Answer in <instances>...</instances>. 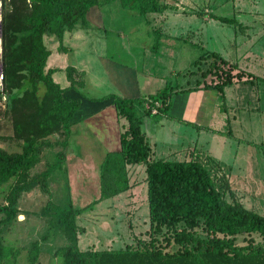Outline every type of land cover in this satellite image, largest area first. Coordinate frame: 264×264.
<instances>
[{"label":"trees","instance_id":"trees-1","mask_svg":"<svg viewBox=\"0 0 264 264\" xmlns=\"http://www.w3.org/2000/svg\"><path fill=\"white\" fill-rule=\"evenodd\" d=\"M102 1H118L123 8L145 17L168 9L176 11L175 5L167 0H2L3 89L0 94L5 96L6 111L13 114V129L15 136L22 139V146L20 151L13 152L0 146V185L13 179L4 203L0 204V225L8 226L17 219L22 193L36 186L49 192L50 175L63 166L71 119L81 104L80 99L68 97L66 91L77 92L84 82L82 72L70 65L63 70L68 85L62 86L54 79L59 68L48 66L52 53L49 44L53 43L57 52L66 53L64 33L76 27H92L87 14L93 8H101L105 3ZM209 17L237 23L233 17L212 13ZM151 31V48L156 50L161 28ZM75 74L82 78L77 80ZM188 74L196 78L186 88L166 81L163 87L147 96L123 97L109 93L90 98L92 101L110 98L117 118H124L125 124L119 134L118 150L107 152L99 164V197L74 208L69 203H56L48 196L41 208L48 228L62 231L68 240L57 249L60 264H264V243L251 236L244 244L235 242L238 235L264 236V215L240 204L224 175L219 177L217 186L207 165L198 159L169 160L151 156L148 139L141 128L142 118H175L169 112L172 95L213 89L224 98L226 86L234 82L254 83L258 79L216 51L200 54ZM155 102L160 106L153 113ZM55 132L63 138L55 142L47 140ZM56 145L61 149L54 150ZM46 152L50 158L54 154L56 160H47L43 169L31 173ZM134 164L144 166L146 173L149 238L137 239L135 244L123 248H80L78 234L83 228L77 225L76 216L102 199L127 191L131 187L127 166ZM195 228H200L203 234ZM17 253L13 246L3 244L0 237V264L15 260ZM39 254V244L34 241L28 250V264L37 263Z\"/></svg>","mask_w":264,"mask_h":264},{"label":"rangeland","instance_id":"rangeland-1","mask_svg":"<svg viewBox=\"0 0 264 264\" xmlns=\"http://www.w3.org/2000/svg\"><path fill=\"white\" fill-rule=\"evenodd\" d=\"M167 1L171 4L178 3L175 5L176 10L180 4L189 6L196 4L198 13L186 15L185 9H181L179 13L182 14L174 17L178 23L169 30L178 36L172 39L162 34L156 50L151 48L153 35L147 31L161 26L164 28L161 22L164 16L151 13L145 17L136 11L123 8L118 1H102L105 2L100 8L104 27L96 26L95 29L89 27L88 32L93 37H102L99 38L106 46L103 45L102 49H99L96 43V48L98 46L103 55L106 54L117 62L121 61L138 69L143 68L145 72L156 74L164 82H171L172 85L186 88L194 84L196 77L190 76L188 72L192 69V62L205 51L220 52L225 59L236 63L239 68L258 76L254 83L242 82L224 88V100L234 101L232 109L221 111L228 113L232 136L214 132V138H211L210 135L206 137V132L202 131L199 138L198 131L191 124L182 126L181 131L187 146L191 144L193 147L198 142L199 147L203 136L210 141L208 149L214 148V156L221 160L222 168L210 161L204 163L216 180L217 186L224 175L235 193L236 200L245 208L264 215V0ZM210 13L236 18L237 23L221 22L209 17ZM156 16H159V19L155 18ZM1 26L2 0L0 32ZM180 35L182 36L179 37ZM1 56L2 46L0 48L2 65ZM74 77L77 80L82 78L76 74ZM55 80L61 82L57 77ZM208 91L213 92L214 97L219 98L221 102L223 97L217 90ZM177 95H172L173 102ZM220 109L223 108L214 105L215 114L220 112ZM160 119L144 116L142 130L145 128L155 136L154 130L157 131L159 127L157 122L165 120L163 117ZM118 122L122 129L125 119L119 118ZM78 125L81 137L78 140L72 138L70 144L78 156L73 154V158H69L70 165L65 160L62 168L53 171L49 177L47 188L49 192H44L40 186H36L29 192L22 193L19 200L20 214L17 219L8 226L0 225L2 243L18 250L15 260L9 259L6 264H28V250L34 241L38 242L40 249L35 264H60L61 255L57 254V249L67 244L68 240L62 231L48 228L44 216L40 213L42 206L45 205L48 196L56 203L61 205L69 203L74 208L85 206L99 197L97 161H100L102 152L108 151L105 149L115 151L116 144L112 137L115 124L111 121L109 113L103 112L99 117H93ZM62 138L60 133L55 132L47 140L55 142ZM202 142L205 143L203 140ZM0 146L8 152L20 151L22 146V139L15 136L13 129V114L6 111L5 99L1 94ZM60 149L59 145L54 147V150ZM51 157L46 152L41 163L30 172L43 169L47 160H56L54 154ZM140 166L135 164L127 170L131 183L127 191L102 199L76 216L77 225L83 228L78 234L80 248H123L127 244H135L137 239L149 238L147 185L144 178L146 173ZM12 182L13 179H10L0 185V204L4 203L8 186ZM226 198L231 199L228 195ZM195 230L203 234L200 228ZM249 236L264 243V236L257 233L238 235L235 242L244 244ZM162 238L160 235L159 239Z\"/></svg>","mask_w":264,"mask_h":264},{"label":"crops","instance_id":"crops-1","mask_svg":"<svg viewBox=\"0 0 264 264\" xmlns=\"http://www.w3.org/2000/svg\"><path fill=\"white\" fill-rule=\"evenodd\" d=\"M180 2L182 3V1ZM176 4L178 3L174 5ZM181 9H185V11H192V9L197 10V5L194 4V6H189L187 4H180L176 11H171L170 9L164 11L161 14V16H164L161 20L164 25V28L161 26L162 34H165L163 35L164 37L175 39L178 36L172 34L169 30L170 28H174L178 23L177 19L174 17L175 15L182 14L179 13ZM87 16L94 29L96 26H98V28L104 27L100 8L91 9ZM155 18L159 19V16ZM88 30L89 28L76 27L73 31H66L64 33L63 44L67 48L66 53L57 52L53 43L49 45L52 49V53L48 59V66L59 68L53 76L54 79L57 77L61 80V82L56 80L60 85H68L66 74L63 71L67 65L74 67L78 72H82L83 74L82 79L84 86L78 87L79 91L77 92L73 89L66 91L68 97L78 98L81 101L79 109L71 119V132L65 150V160L69 165V158H73V154L78 156L76 150H72L73 147L70 145L72 138L78 140V138L81 137V130L78 124L93 117H99L103 112H108L111 121L115 124V129L112 131V137L116 144L114 150L116 151L119 148V134L121 129L118 125V118L115 108L111 103V99L92 101L90 98H99L109 93L123 97L147 96L155 93L166 83V81L164 82V80L156 74L145 72L143 68L138 69L121 61L117 62L106 54L103 55V53L98 50V46L99 49H102L103 45L106 46L103 40L100 39L102 37H93L89 34ZM147 33L150 34V30H148ZM181 36L182 35L179 37ZM96 43L98 45L97 48ZM237 83L242 82H234L233 84ZM81 94L84 95V97L81 96ZM176 97L174 102H171L169 111L175 118L164 116L163 119L165 120H162V122L160 121V123L158 121L157 125H159V127L157 131L156 129L154 130L155 136L154 134H150L147 129L144 128L143 130L150 145L152 158L169 160L195 158L203 163L204 161H210L212 164L215 162L220 164L221 160L216 159V156H214V148L211 147V150L208 149L210 141L206 137L210 135L211 138H214V132L227 133L230 136L233 135L232 127L230 128L229 125L231 122L228 113L225 114V112L221 111L232 109V103L234 101L231 99L226 102L223 98L220 102L219 98L214 97V93L209 92L208 89L203 91L196 90L190 93H178ZM206 100L210 102H205ZM214 105L221 106L223 109H220V112L215 114ZM189 124L193 125L195 130L198 131L197 134L199 138L202 131L206 132V137H202L199 147L197 146L198 142H196L193 147L191 144L188 146L185 144L186 140L182 135L183 132L181 131V127L184 125L188 126ZM202 140L205 141V143L202 142ZM101 144L103 145V142H101ZM105 150L108 151L102 152L100 161H97L98 168L105 153L113 151L111 149ZM134 165H128L127 169ZM140 167L144 170V166L141 165Z\"/></svg>","mask_w":264,"mask_h":264},{"label":"built area","instance_id":"built-area-1","mask_svg":"<svg viewBox=\"0 0 264 264\" xmlns=\"http://www.w3.org/2000/svg\"><path fill=\"white\" fill-rule=\"evenodd\" d=\"M2 89H3V72H2V65L0 63V92L2 91ZM2 97L5 99L4 95H2ZM146 106H147V104H146ZM157 106H160V104L158 102H155V107H152V109H151V111L153 113H155L157 111L156 110Z\"/></svg>","mask_w":264,"mask_h":264},{"label":"water","instance_id":"water-1","mask_svg":"<svg viewBox=\"0 0 264 264\" xmlns=\"http://www.w3.org/2000/svg\"><path fill=\"white\" fill-rule=\"evenodd\" d=\"M0 38H1V32H0Z\"/></svg>","mask_w":264,"mask_h":264},{"label":"bare ground","instance_id":"bare-ground-1","mask_svg":"<svg viewBox=\"0 0 264 264\" xmlns=\"http://www.w3.org/2000/svg\"><path fill=\"white\" fill-rule=\"evenodd\" d=\"M0 48H1V46H0Z\"/></svg>","mask_w":264,"mask_h":264}]
</instances>
